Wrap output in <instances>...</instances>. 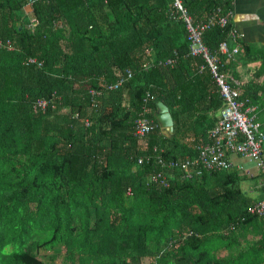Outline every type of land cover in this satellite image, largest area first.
I'll list each match as a JSON object with an SVG mask.
<instances>
[{"label":"trees","instance_id":"trees-1","mask_svg":"<svg viewBox=\"0 0 264 264\" xmlns=\"http://www.w3.org/2000/svg\"><path fill=\"white\" fill-rule=\"evenodd\" d=\"M180 3L194 24L231 10V0ZM26 6L0 0V264H50L57 254L63 264H264V216L247 211L264 199V177L252 179L255 195L235 167L191 178L165 170L169 186L146 185L158 167L137 163L154 147L167 160L194 159L225 104L204 59L189 54L174 0ZM232 28L214 26L202 43L263 125L264 49L237 39L241 52L220 54ZM251 63L241 83L239 64ZM158 101L171 136L157 124ZM143 109L153 130L137 140Z\"/></svg>","mask_w":264,"mask_h":264},{"label":"built area","instance_id":"built-area-1","mask_svg":"<svg viewBox=\"0 0 264 264\" xmlns=\"http://www.w3.org/2000/svg\"><path fill=\"white\" fill-rule=\"evenodd\" d=\"M32 2L33 0H27L28 4ZM174 5L186 23L189 54L196 57L201 56L204 59L210 72L213 74L225 104L219 113L217 123L207 134L209 142L192 145V148L196 151L194 159L186 157L184 160H167L161 155L163 150H158L156 147L153 148L152 155L138 157V164L143 162L149 163L153 158L158 167L147 176L146 185L169 186L165 170H179L182 173V178H191L193 175L199 177L204 171L211 173L229 170L234 167L231 159L232 156L247 159L264 175V131L261 130V126L263 127L264 123L262 125L257 120L254 114V107H245L244 102L239 100L240 91L234 89L226 78L218 73L219 61L217 56L209 53L202 43L203 33L210 28L214 26L225 28L227 26L232 17L231 10L225 14H220V9H217L215 14L208 17L205 21L194 24L186 10L182 7L180 0H174ZM237 37V33L231 30L229 38L236 40ZM240 50L241 47L239 45L230 49L227 41H223L219 45V53L231 59ZM203 68L201 66L200 70H203ZM130 77L131 72L126 71V78L120 77L115 83L108 86V90L119 88L124 84L125 79H129ZM90 95L95 96L96 92L91 90ZM45 105L44 101H37L34 109L44 108ZM147 112L148 110L145 109L135 120L133 135L137 140L143 139L153 130L152 122L144 116ZM237 168L242 169L241 166ZM247 211L251 215L263 217L264 199L252 204L248 207Z\"/></svg>","mask_w":264,"mask_h":264},{"label":"crops","instance_id":"crops-1","mask_svg":"<svg viewBox=\"0 0 264 264\" xmlns=\"http://www.w3.org/2000/svg\"><path fill=\"white\" fill-rule=\"evenodd\" d=\"M231 9L233 12L231 19L232 27L239 35L240 42L245 44V46L253 47L254 49H264V0H231ZM230 40L232 42L230 43L229 48L233 49L235 46L239 45L241 47L239 52H241L243 48L242 45L235 40ZM252 65H255V63L248 64L247 66H241V64H239L241 83L246 82L251 78L252 69L250 67ZM233 157L238 159H234ZM233 157L232 162L235 168L241 166V170L246 173V176L253 184L254 181L252 179L255 177L258 178L257 182H261V178H263L264 175L254 166L253 163L247 161L248 164L253 165L249 168L239 161L241 158L236 156Z\"/></svg>","mask_w":264,"mask_h":264},{"label":"water","instance_id":"water-1","mask_svg":"<svg viewBox=\"0 0 264 264\" xmlns=\"http://www.w3.org/2000/svg\"><path fill=\"white\" fill-rule=\"evenodd\" d=\"M156 121L162 131L166 133V135H172L173 120L167 106L161 101L156 103Z\"/></svg>","mask_w":264,"mask_h":264},{"label":"rangeland","instance_id":"rangeland-1","mask_svg":"<svg viewBox=\"0 0 264 264\" xmlns=\"http://www.w3.org/2000/svg\"><path fill=\"white\" fill-rule=\"evenodd\" d=\"M164 133V132H163ZM166 134V133H165ZM233 157V156H232ZM232 157H231V159H232ZM234 158V157H233ZM234 159H238V158H234ZM239 161L242 163V164H244L245 166H247V167H252L253 165H251V164H248L247 163V159H244V158H241V159H239ZM249 162V161H248ZM251 163V162H250ZM255 166V165H254ZM249 171H251L250 169H248ZM254 171H255V169H254ZM252 172V171H251ZM239 173L242 175V176H245V177H247L246 176V173H244L241 169H239ZM250 173V172H249ZM241 187H242V189L243 190H245V191H247L250 195H255V194H257V192H255V190H253V183H252V181H250V180H247V179H245L242 183H241ZM48 254H52V252H50V253H48ZM42 258V257H41ZM48 262L50 261V260H48V259H46ZM50 264H63V256H62V254H57V257L55 258V260L53 261V262H49ZM142 264H148V260L147 259H143L142 260Z\"/></svg>","mask_w":264,"mask_h":264},{"label":"bare ground","instance_id":"bare-ground-1","mask_svg":"<svg viewBox=\"0 0 264 264\" xmlns=\"http://www.w3.org/2000/svg\"><path fill=\"white\" fill-rule=\"evenodd\" d=\"M25 2H26V4H27V6H26V9L28 10V9H30V7H31V5L34 3V0H33V2L31 3V4H28L27 3V0H25ZM231 12H232V9H231ZM232 16H233V12H232ZM191 18V17H190ZM231 19H232V17H231ZM229 20V21H232V20ZM192 20V19H191ZM232 30H234V28H232ZM235 32H236V30H234ZM237 33V32H236ZM238 35V34H237ZM237 39H239V35H238V37L236 38V40ZM227 44H228V42H227ZM228 47H229V45H228Z\"/></svg>","mask_w":264,"mask_h":264}]
</instances>
